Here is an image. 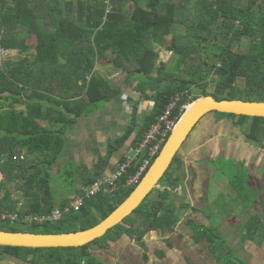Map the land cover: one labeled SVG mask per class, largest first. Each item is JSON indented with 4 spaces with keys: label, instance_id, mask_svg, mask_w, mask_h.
<instances>
[{
    "label": "trees",
    "instance_id": "1",
    "mask_svg": "<svg viewBox=\"0 0 264 264\" xmlns=\"http://www.w3.org/2000/svg\"><path fill=\"white\" fill-rule=\"evenodd\" d=\"M244 40L249 45L242 48ZM156 44L177 56L171 66L160 59ZM13 50L15 55L10 54ZM98 63L138 79L144 96L154 101L145 133L177 96L172 112L177 121L183 106L202 95L264 101V0H0V165L5 176L0 190L7 189L0 195V229H87L109 216L136 188L125 186L126 179L148 154L133 162L118 191L89 197L79 210L71 205L74 198L67 197L60 206L54 199L52 170L64 150L67 128L120 91L96 70ZM214 112L232 119L250 140H264V117ZM107 161L101 160L87 186L100 179ZM178 163L176 156L160 188L104 236L78 247L0 246V257L9 253L37 264H102L93 250L123 234L141 240L158 229L175 232L180 224L173 193ZM74 172L68 165L65 179L73 181ZM10 184L23 201L14 199ZM56 208L65 210L62 218L36 224L44 225L43 230L26 228L33 226L28 216ZM10 213L18 217H2ZM195 229L222 264H251L234 258L231 246L213 234V225ZM242 236L263 247L264 219L254 214Z\"/></svg>",
    "mask_w": 264,
    "mask_h": 264
},
{
    "label": "crops",
    "instance_id": "2",
    "mask_svg": "<svg viewBox=\"0 0 264 264\" xmlns=\"http://www.w3.org/2000/svg\"><path fill=\"white\" fill-rule=\"evenodd\" d=\"M98 64L104 69L98 70L96 66V70L107 78L113 75L119 80L114 83L119 86L120 91L94 113L80 116L76 123L67 128L65 147L53 167L52 176H64L65 168L72 164L75 179L67 181L64 177L65 184L69 183V193L55 200L58 206L67 197L73 199L78 196L77 191L87 188V181L97 174L98 164L103 158L108 161L101 172L110 174L118 168L126 155L132 156L131 153L134 152V157L136 156L139 139H142L146 131L147 118L155 104L152 99L144 96L138 79H127L128 74L114 69L110 64ZM121 74H124L123 78H119ZM207 115L196 125L177 154L179 169L175 174L178 182L173 193L180 215L178 229L175 232L158 229L147 233L141 240L123 234L93 250L97 261L102 264H222L206 247L207 238L198 237L195 229L210 228L213 225L211 216L216 212L215 215L220 216L218 229L223 234L226 233L227 237L230 234V240L233 237L235 241L240 240V253L245 250L251 257L250 260L244 258L251 264H264V246L242 238L244 224L254 214H259L264 219V149L260 148V144L261 147L264 145L261 143L264 140H250L244 129L235 126L232 119L219 116L216 112ZM206 117L212 119L199 126ZM124 137L123 142L111 151L112 146ZM218 159L224 160L222 167L225 170L226 167L231 168L228 173L226 171L225 174L216 166L212 167ZM237 165H243L245 172L235 180L230 172ZM216 173L225 176L223 182L215 186L211 175ZM241 178L245 181L243 188L246 187L247 190L243 199L250 203H239L240 208L224 214L213 210V201L220 195L215 192L211 196V193L216 189H223L230 180L239 182L241 186ZM8 187L15 190L13 184ZM5 192L6 189H1L0 195L3 197ZM13 197L23 201V195L17 192ZM0 264L37 263L6 253L0 257Z\"/></svg>",
    "mask_w": 264,
    "mask_h": 264
},
{
    "label": "water",
    "instance_id": "3",
    "mask_svg": "<svg viewBox=\"0 0 264 264\" xmlns=\"http://www.w3.org/2000/svg\"><path fill=\"white\" fill-rule=\"evenodd\" d=\"M218 111L238 115L264 117V101L243 99L218 100L202 95L190 103L173 128L162 150L134 191L109 216L98 224L83 230L63 233H36L0 229V246L21 247H78L104 236L111 228L123 222L146 197L157 188L169 170L174 158L196 125L207 114Z\"/></svg>",
    "mask_w": 264,
    "mask_h": 264
},
{
    "label": "built area",
    "instance_id": "4",
    "mask_svg": "<svg viewBox=\"0 0 264 264\" xmlns=\"http://www.w3.org/2000/svg\"><path fill=\"white\" fill-rule=\"evenodd\" d=\"M4 53H8L5 51ZM178 96L174 98L170 104L167 106L164 114H162L158 121L152 124L150 129L145 133L142 141L136 148V156L132 157L126 155L125 158L120 162L118 168L110 174H103L100 179L96 180L91 185L87 186L85 190V194L81 196H77L71 202L73 209L79 210L85 203L86 199L97 195L101 192L109 193V192H116L120 189V185L118 184L122 181V178L128 174L129 169L132 167L133 162L139 156H143L144 154H148L147 157L143 159V162L139 165L137 170L129 175L126 179L125 186H137L148 169L150 168L153 157L157 156L163 145L168 139V136L172 132L173 128L175 127L177 120L172 117V112L176 108ZM187 105H184V110L187 108ZM148 150L147 153L145 151ZM5 176L4 172L0 165V184L4 181ZM70 207L66 208V211H70ZM65 210L61 208H56L49 214H37V215H30L28 216L29 222H37L39 224H43L47 221H56L62 218ZM18 215H16V218Z\"/></svg>",
    "mask_w": 264,
    "mask_h": 264
},
{
    "label": "rangeland",
    "instance_id": "5",
    "mask_svg": "<svg viewBox=\"0 0 264 264\" xmlns=\"http://www.w3.org/2000/svg\"><path fill=\"white\" fill-rule=\"evenodd\" d=\"M249 45V40H244L240 46L242 48L246 47ZM156 49L158 50V52H160V56H161V60H163L164 62L168 63V66H171V63H173V60H175V58L177 57L172 51H168L167 49L159 46L156 44ZM11 55H15V52L14 51H10ZM4 54V53H3ZM97 69L98 70H102L104 69L103 67H100L99 64L96 65ZM114 70V69H112ZM116 71V70H115ZM124 75V74H123ZM122 74L119 75L120 77L119 78H123ZM111 80H113L112 82H119V80H117V78H114L113 75H110L109 77ZM108 78V79H109ZM208 116V115H207ZM210 117H206L201 123L199 126H202V124H206L207 122L210 121ZM262 144L264 143L261 142ZM260 148H263L264 149V145H262L261 147V144H260ZM131 155L134 157L135 153L132 152ZM229 160V159H228ZM256 160V159H255ZM257 161V160H256ZM223 162L224 160H221V159H218L217 162H214L212 164V167L215 168V166L217 167V169H221L222 172H224L226 174V171L227 173L231 170L230 167H226V170L224 167H222L223 165ZM259 163V162H258ZM229 164V163H228ZM259 165L261 166L262 164L259 163ZM228 166V165H227ZM233 167V166H232ZM245 172V169L243 167V165H237V167H233L232 168V172H230V174H232V176H235L234 179L236 180L237 178H240L242 173ZM219 173H216V174H212L211 176L213 177L212 179L215 181V186L220 183V182H223L222 179L223 177L225 176V174H221V175H218ZM218 175V176H217ZM211 178V177H210ZM212 180V181H213ZM243 182H245L244 180H242L241 178V186L239 184V182H233V180H230L228 185L225 186L223 189H216L215 191H213L211 193V196H213L216 192V195H220L218 198H216L213 202H214V205L212 207L213 210H217L219 213L221 214H224L228 211H235L237 210L238 208H240V204L239 203H242L244 205L246 204H249L250 202H246L243 198H244V195L247 193V190H246V187L243 188ZM264 182V181H263ZM262 182V184H263ZM69 183L65 184V181H64V176H57V177H52L51 179V186H52V189H53V194H54V198L55 200L59 198V196H62L64 194H68L69 191L67 189V187H69L68 185ZM264 185V184H263ZM212 186V184H211ZM243 188V189H242ZM242 189V190H241ZM7 190V189H6ZM10 192H12L13 194H15V190H10ZM80 196V195H78ZM241 209H242V206H241ZM216 214V212H215ZM213 214L211 216V221H212V224L214 225V235H217V236H220V240L222 242L223 241H226L230 246H231V249L233 251V253L236 255V257H234L235 259L237 258L238 260L240 259H245L247 258L248 260L251 259L250 255L248 254V252H246L245 250L242 251V254L240 253V247H239V244H241L240 240L238 241V239L235 241V238H229V236L227 237V234L224 233L222 231H220L218 229V225H220V220H219V214L218 215H215ZM9 215V217L14 220L16 218V215L17 213H10V214H3V218L4 217H7ZM32 216V215H31ZM30 216V217H31ZM33 218V217H31ZM30 220V219H29ZM31 225H33L32 227L31 226H28L26 228H31V229H34V230H43L45 229V226L44 225H36V224H39V223H34V222H30ZM245 257V258H244ZM246 260V259H245Z\"/></svg>",
    "mask_w": 264,
    "mask_h": 264
},
{
    "label": "clouds",
    "instance_id": "6",
    "mask_svg": "<svg viewBox=\"0 0 264 264\" xmlns=\"http://www.w3.org/2000/svg\"><path fill=\"white\" fill-rule=\"evenodd\" d=\"M189 105V104H188ZM178 122V121H177ZM171 134V133H170ZM164 146V145H163ZM163 148V147H162ZM162 150V149H161ZM154 162V161H153ZM152 165V164H151Z\"/></svg>",
    "mask_w": 264,
    "mask_h": 264
}]
</instances>
